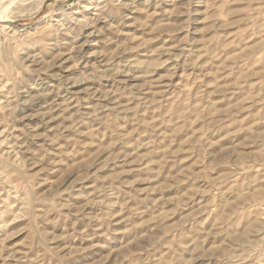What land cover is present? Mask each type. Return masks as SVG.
I'll return each mask as SVG.
<instances>
[{"label":"rangeland","instance_id":"obj_1","mask_svg":"<svg viewBox=\"0 0 264 264\" xmlns=\"http://www.w3.org/2000/svg\"><path fill=\"white\" fill-rule=\"evenodd\" d=\"M231 255L264 264V0H0V264Z\"/></svg>","mask_w":264,"mask_h":264},{"label":"bare ground","instance_id":"obj_2","mask_svg":"<svg viewBox=\"0 0 264 264\" xmlns=\"http://www.w3.org/2000/svg\"><path fill=\"white\" fill-rule=\"evenodd\" d=\"M248 258L249 257L247 255L246 256H242V257L236 256V255H231V256L227 257V260H228L227 264H235L236 262H239V261H245Z\"/></svg>","mask_w":264,"mask_h":264}]
</instances>
